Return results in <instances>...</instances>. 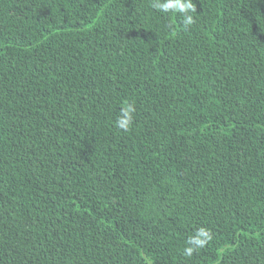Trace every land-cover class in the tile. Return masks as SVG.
<instances>
[{
	"label": "trees",
	"instance_id": "trees-1",
	"mask_svg": "<svg viewBox=\"0 0 264 264\" xmlns=\"http://www.w3.org/2000/svg\"><path fill=\"white\" fill-rule=\"evenodd\" d=\"M193 2L0 0V264H264V0Z\"/></svg>",
	"mask_w": 264,
	"mask_h": 264
},
{
	"label": "clouds",
	"instance_id": "clouds-1",
	"mask_svg": "<svg viewBox=\"0 0 264 264\" xmlns=\"http://www.w3.org/2000/svg\"><path fill=\"white\" fill-rule=\"evenodd\" d=\"M151 7L162 13H174L182 17L181 24L184 30L189 29L195 24L193 14L196 13V6L193 0H152ZM134 104L127 103L120 107L119 116L114 121L116 128L123 132H128L134 122ZM212 239L210 229L200 227L196 229L193 236L188 237L187 245L182 254L191 257L194 252L205 247Z\"/></svg>",
	"mask_w": 264,
	"mask_h": 264
}]
</instances>
